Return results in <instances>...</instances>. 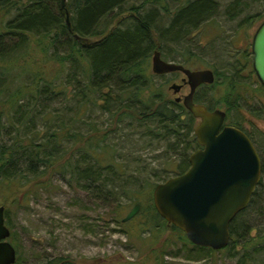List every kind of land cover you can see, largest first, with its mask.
Returning a JSON list of instances; mask_svg holds the SVG:
<instances>
[{
  "label": "trees",
  "instance_id": "obj_1",
  "mask_svg": "<svg viewBox=\"0 0 264 264\" xmlns=\"http://www.w3.org/2000/svg\"><path fill=\"white\" fill-rule=\"evenodd\" d=\"M135 1L138 0H0V12L4 15L0 30V190L24 187L33 179L34 182L40 181L48 168L58 170L63 166L64 170L60 172L64 176H70L78 186L91 192L95 189L98 194L105 191L113 194L120 187L125 196L130 194V190L136 189L124 182L117 184L123 175V165L115 160L114 146L102 144L104 138L99 140L91 132L87 137L77 133L74 138L75 134L69 132L70 124H64V119L56 123L61 114L51 107L70 92L72 95L67 101L81 96L82 102L78 103V108H81L93 100L91 93L101 91L116 78L124 85L114 97H111L109 90L101 93L100 98H104L105 107L114 116L123 113L133 118L127 109L138 110L141 104L142 107L135 114L140 122H153L161 131L159 134L162 138L171 140V149L181 158L178 163L179 174L191 166L190 155L199 147L194 133L197 118L182 103L160 93L154 94L155 98H159L158 103L157 98L144 100L142 96L146 95L145 88L149 85V59L153 52L156 49L161 51V45L166 43L180 44L193 29L214 17L219 12L220 4L216 0H140V5H128ZM171 1L175 4L173 9L170 8ZM237 7V2L232 4L234 12H230L237 14ZM125 12H128L126 18H120L114 26V17H122ZM233 13H230L231 17L235 16ZM163 14L170 18L166 27L160 26ZM126 20L131 22L126 24ZM243 54L245 61L234 65L237 73L214 69L216 83L221 77L222 84L228 81L232 83L229 88L232 93L228 94L230 97L237 90L235 79L241 68H253L248 51ZM252 72H255L254 69ZM72 87H75V91H70ZM256 88L264 90L262 84ZM128 91L129 95L134 93V100L130 103H126L129 95H124ZM240 98V95L232 101L231 98H225L221 105L200 92L195 94L196 102L203 103L211 110L225 106L228 115L239 106ZM110 99L113 102L109 103ZM40 106L43 109H39ZM42 114H54L53 119L49 120L53 132H48L50 126L47 132L37 128V120L42 118ZM48 119L42 118L45 121ZM120 120H123V116ZM232 123L246 131L241 122ZM94 130L97 128L91 129ZM246 132L261 156L264 173V138L261 136L256 140L251 133ZM68 137L87 145L86 154L81 155L77 163L72 159L67 160L60 168L62 142ZM99 148L102 151L110 149L113 160L104 164L99 158ZM131 180L127 178V181ZM146 184L150 183L143 182L140 190L147 188L152 192L153 185L146 187ZM110 186L114 188L110 189ZM263 192L262 178L249 206L231 223L232 237L225 248L230 249L234 242L242 240L237 226ZM142 212L147 219L144 229L149 231L148 237L159 236L168 229L178 231L179 241L187 249L190 259L197 260L204 256V252L213 254L219 251L193 244L183 230L169 225L159 214L154 201L144 204ZM10 227V239L15 242L16 231L12 225ZM247 230L249 232L250 228L247 227ZM258 237L250 247H244L243 257L252 260L254 264H264V234ZM252 241L248 239L245 244ZM173 254L177 255L176 252ZM253 254L258 255L257 259ZM167 255L168 251H164V256ZM18 259L19 256L17 264ZM49 264H53V261Z\"/></svg>",
  "mask_w": 264,
  "mask_h": 264
},
{
  "label": "rangeland",
  "instance_id": "obj_2",
  "mask_svg": "<svg viewBox=\"0 0 264 264\" xmlns=\"http://www.w3.org/2000/svg\"><path fill=\"white\" fill-rule=\"evenodd\" d=\"M216 1L220 8L214 17L193 29L180 44L170 42L161 45L165 60L183 63L194 70L211 68L218 69L219 72L226 69L236 71L232 55L244 48L252 51L254 34L264 21V0ZM236 2L237 14L231 9ZM132 4L140 5L142 1L130 2L128 5ZM174 5L171 1L170 8L173 9ZM230 13L235 16L231 17ZM127 15L128 12H125L122 17H114L113 25L116 26L118 20L125 19ZM162 17L160 26L166 27L170 18L166 14ZM3 20L4 15L0 12V30ZM130 22L131 20H126V24ZM151 60L152 56L149 59V85L145 88L146 95L142 96L143 99L157 98L158 103V96H154L156 92L174 99L177 95L170 87L175 82L180 83L184 73L154 74ZM250 61L252 64L253 54ZM251 69L250 66L239 72L235 79L237 90L231 97L228 94L232 93L229 90L232 83L228 81L222 84V77V80H217L218 83L203 87L200 94L221 105L225 98H231L232 101L235 96L240 95L239 106L230 112L227 123L241 122L243 128L259 140L261 136L264 138V90L256 88L262 83ZM123 85L116 78L101 91L91 93L93 100L81 108H78V103L82 102L81 96L67 101L72 95L70 92L51 107L61 114L56 123L59 124L60 119H64V124H70L69 132L75 134L74 138L77 133L87 137L91 132L99 140L104 138L102 144L109 143L114 146L115 160L123 165V175L117 184L124 182L136 189L130 190V194L125 196L122 195L123 190L120 187L115 189L117 193L105 191L98 194L95 189L92 192L85 190L70 176H64L60 172L64 170V166L61 168L60 165L70 159L77 163L87 150V145L83 142H77L72 137L65 138L60 152L61 169L50 167L40 181L34 182L33 179L24 187L0 190V205H4L7 211L6 223L9 227L12 225L16 231L15 242L11 239L10 241L18 245V264H49L50 261L53 264H254L252 260L244 258L243 254L244 247H250L259 239L258 236L264 234V192L259 195L250 212L244 214L240 220L237 229L242 240L234 242L230 249L224 248L213 254L204 252V256L193 260L187 256V249L179 241L178 231L168 229L164 234L148 237L149 231L144 229V224L147 225V219L142 212L144 204L154 201L153 191L156 184L179 174L178 163L181 158L171 149V140L162 138L159 134L161 131L153 122H140L135 113L139 112L141 104L138 110L127 109V113L133 118L124 116L123 113L121 116H114L105 107L106 102L103 97L100 98L101 93L109 90L111 97H114ZM70 91H75V87ZM188 92L189 86H185L179 95L183 96ZM129 93L130 91L125 92L124 95ZM133 95L134 93L129 95L126 103L134 100ZM110 100L109 103L113 102ZM218 108L225 110V106ZM39 109L43 107L40 106ZM112 109L116 110L115 107ZM43 117L49 119L45 121L42 120ZM53 117L54 114H42V118L37 120V128L47 132L50 126L48 132H53L52 122L49 121ZM92 128L97 130L91 131ZM98 150L99 158L104 164L113 160L110 149ZM262 154L264 157V153ZM94 155H97L95 151ZM127 178L132 180L127 181ZM262 178L264 181L263 172ZM146 181L153 185L152 192L147 188L140 190V185ZM150 184H146V187H150ZM113 188L110 186V189ZM136 203H141L140 210L132 219L124 222L123 218ZM247 227L250 228L249 232ZM248 239L253 241L245 244ZM164 251H168L167 256H164ZM175 252L176 256L173 254ZM253 256L255 259L258 257L255 254Z\"/></svg>",
  "mask_w": 264,
  "mask_h": 264
},
{
  "label": "water",
  "instance_id": "obj_3",
  "mask_svg": "<svg viewBox=\"0 0 264 264\" xmlns=\"http://www.w3.org/2000/svg\"><path fill=\"white\" fill-rule=\"evenodd\" d=\"M252 53L253 68L264 85V21L254 34ZM151 62L154 74H185L191 90L183 103L199 120L194 133L202 146L191 153L187 171L155 186V207L169 225L183 230L193 244L221 250L231 241V223L249 206L262 179L261 156L243 130L224 125L225 110H209L194 101L198 86L214 83L212 69L192 70L182 63L167 61L159 49L153 52ZM171 88L177 93L181 85L175 83ZM140 208L141 204L136 203L123 221L132 219ZM5 211L6 207L0 205V264H15L17 249L10 241L12 231L6 224Z\"/></svg>",
  "mask_w": 264,
  "mask_h": 264
},
{
  "label": "flooded vegetation",
  "instance_id": "obj_4",
  "mask_svg": "<svg viewBox=\"0 0 264 264\" xmlns=\"http://www.w3.org/2000/svg\"><path fill=\"white\" fill-rule=\"evenodd\" d=\"M249 18H251V21H252V16H250ZM248 18V19H249ZM249 22H250V19H249ZM245 25V24H244ZM238 30H241V29H238ZM254 38V37H253ZM230 41H231V39H230ZM231 44H232V42H231ZM235 47H236V45H234ZM248 51V54H249V58H250V56H251V54H253L252 53V51H250V50H248V48L246 49V48H244V49H240L239 51H237V52H235L234 53V55H232L233 56V59H234V65L236 64V65H240L241 63H243L244 61H245V58H244V52H247ZM253 62V61H252ZM183 64V63H182ZM185 67H186V65L185 64H183ZM252 65H253V63H252ZM250 67V66H249ZM248 68V67H247ZM191 69V68H190ZM200 69V68H199ZM204 69H206V68H204ZM211 69V68H210ZM244 69V68H243ZM252 69H254V68H252ZM252 69H251V71H252ZM192 70H194V69H192ZM197 70V69H196ZM213 70V69H212ZM241 70H242V68H241ZM214 71V70H213ZM255 71V70H254ZM236 72V71H235ZM240 72V71H239ZM239 72H238V74H239ZM179 73H182L181 71H174V72H170V73H165V74H161V75H167V74H179ZM214 73H215V71H214ZM237 73V72H236ZM253 73H255V75L257 76V74H256V72H253ZM215 77H216V74H215ZM258 78V77H257ZM185 79V74H184V77H182L181 78V82L179 83V82H175L176 84H179V85H181V89L179 90V92H177V93H175L174 92V90H173V92H174V94L175 95H177L175 98H174V100L176 101V102H180V103H182L183 105H184V103H183V98L190 92V90H191V87H190V85H189V83L187 82V81H185L184 80ZM215 80H216V78H215ZM215 82V81H214ZM175 83H173V84H175ZM213 84V83H212ZM206 85H211V84H201L200 86H198L197 87V89H196V91H195V93H194V101H195V94L197 93V92H200V90L203 88V87H205ZM263 85V84H262ZM185 86H189V92L186 94V95H179V93L181 92V90L185 87ZM264 86V85H263ZM178 97H180L181 98V100L180 101H178L177 100V98ZM196 102V101H195ZM196 103H200V102H196ZM200 104H203V103H200ZM218 108V107H217ZM217 108H214V109H217ZM187 109V108H186ZM209 109V108H208ZM214 109H212V110H214ZM221 109V108H220ZM209 110H211V109H209ZM224 110V109H223ZM189 111V110H188ZM225 111H226V113H227V116H226V119H225V122H224V125H232V126H235V127H237V128H240L239 126H236L235 125V123H232L231 122V124H229V123H227V120H228V118H229V115H228V112H227V110L225 109ZM190 112V111H189ZM192 114V113H191ZM198 120V119H197ZM199 121V120H198ZM241 129V128H240ZM241 130H243V129H241ZM244 131V130H243ZM247 131V130H246ZM246 131H244L247 135H248V133L246 132ZM249 132V131H248ZM250 133V132H249ZM249 136V135H248ZM250 137V136H249ZM251 138V137H250ZM197 141H198V139H197ZM199 144V143H198ZM202 146L199 144V147L198 148H201ZM197 148V149H198Z\"/></svg>",
  "mask_w": 264,
  "mask_h": 264
}]
</instances>
